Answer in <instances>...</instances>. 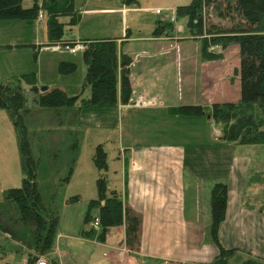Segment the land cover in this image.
I'll return each mask as SVG.
<instances>
[{
    "label": "rangeland",
    "instance_id": "374dc122",
    "mask_svg": "<svg viewBox=\"0 0 264 264\" xmlns=\"http://www.w3.org/2000/svg\"><path fill=\"white\" fill-rule=\"evenodd\" d=\"M190 1L139 0L140 8H128L129 11L123 14L117 10L111 12L96 10L103 6L120 8L117 7V0H87L85 3L78 0L77 5L83 14V20L73 28L65 25L62 39L79 37L122 39L118 52L121 50L132 56L138 68L145 60H151L148 55L151 54L152 49L147 48L150 52L144 53L146 45L151 43H145L141 38L151 35L157 21L166 22L169 15L174 16L176 18L173 22L174 27H182L180 32L174 34L179 38L176 43L179 45L178 52L182 55L183 80L177 81L175 71L172 70L173 78L171 75L167 76L170 80L165 82L168 84L167 93L170 95L173 92L174 96L176 95L177 106L183 104L211 106L213 103L236 102L240 99L241 92L239 46L235 42H229L225 46L210 44L208 51L220 56L216 59H204L201 55L202 39L190 35L187 17L176 15V7L186 5ZM28 4H30L29 0L24 1V6ZM156 9L163 12L156 14L154 12ZM221 10L223 13L219 17L214 4L205 8L206 25L215 24L220 28L230 26L232 21L224 11V3ZM42 18L43 20L31 23L20 19L0 21V45H11L9 48L0 47V83L23 74H34L35 85L39 88L42 85L49 88L57 87L70 96L79 95L80 99L89 98L90 89L84 85L86 65L82 51L69 53L64 49L57 52L45 49L52 44L48 38L45 14ZM60 20L64 21L66 18L62 17ZM126 29L129 31L128 36L125 34ZM38 45L40 51H37ZM176 52L177 48L170 54V66L174 69L177 67L174 59ZM197 52L201 55L199 62L208 60L210 70L215 72V80H210L213 88L204 90L202 85L195 82L193 62L194 60L197 62L199 58L196 56ZM60 61H72L76 64V70L70 74H59L57 67ZM22 87L27 108L22 114V121L29 145L31 166L35 172L42 204L49 217L54 215L56 220L52 227L51 247L46 248L41 241L42 236L40 242L35 241L33 224L20 216L17 203L8 197L10 189L22 186V180L26 177V166L10 113L0 108V264L14 262L16 257L20 259L24 253L23 247L36 250L29 254L27 262L35 255V259H44L47 264L57 262L58 264H91L89 257L86 258L87 244L82 242L81 237L85 230L89 229L85 223V216L90 200L97 194L96 179L99 171L93 163V156L97 145L101 144L107 153L106 174L110 181L109 186L119 192L123 176L120 136L122 127L124 126V131L127 125L116 107H85L78 99L74 107L55 110L41 106L36 101L37 93L30 89V85L22 83ZM102 115L108 119V125L105 127L100 126ZM146 118L149 117L141 113L139 120L142 122H137L135 128L146 131L150 126L146 125L144 121ZM206 118L207 116L185 117L184 121L179 119L183 124L178 123L177 127L186 134L184 144L189 141L193 144L186 146L187 153L193 146L200 145L198 147H206L203 149L205 158H214L215 154L218 162H223V165L226 163V167L229 165L232 168L230 173L227 172V175L231 176L228 218L221 230V240L228 245V248L236 249L229 258L228 264H240L248 257L247 253L264 262V144L221 141L219 136L215 135L216 130L220 132L219 127L209 123ZM162 140L179 141L174 140L171 135ZM205 190L207 194L201 193L203 199L205 197L201 208L206 210V219L210 223V195L208 190ZM240 196L244 197L243 203H240ZM91 214L92 218L96 217L97 210L93 208ZM99 229H93L94 233L86 237H90L93 242L95 240V243L101 246L99 244L101 242H98ZM44 230L46 232L47 226ZM121 233L119 226H113L106 234L108 238L111 236L115 238L118 235L116 244H119L123 236ZM41 235H44V232ZM218 238L220 241L219 232ZM106 247L99 248V251L103 252V258L99 257V264H116L113 256L108 252L112 249L122 251L123 258L127 253L124 247L118 245L110 246V250ZM52 248L55 249L56 255L50 253ZM97 254L100 256V253ZM131 258L130 264H168L156 260L147 261L137 256ZM19 263L16 261L15 264Z\"/></svg>",
    "mask_w": 264,
    "mask_h": 264
},
{
    "label": "trees",
    "instance_id": "16d2710c",
    "mask_svg": "<svg viewBox=\"0 0 264 264\" xmlns=\"http://www.w3.org/2000/svg\"><path fill=\"white\" fill-rule=\"evenodd\" d=\"M26 0H0V21L5 19H20L31 23L43 12L46 16L48 38L50 44L76 42H61L64 26H75L80 20V13L74 6V0H29L31 3L24 6ZM126 7H139V0H120ZM229 15L232 24L220 28L215 24L205 22V8L214 4L221 16L223 10ZM177 16L187 17V28L192 37L202 39V57L216 59L213 51H208L210 44L225 46L235 42L240 51V99L236 102L213 103L211 106L192 104L179 105L168 108V112L183 117L207 116L219 127L221 141L237 144H264V0H191L186 5L176 7ZM66 17V21H61ZM170 22L158 21L153 31L154 35L162 30L170 29ZM128 35V31H126ZM82 58L86 65L84 85L90 89L87 99H80L79 95H68L65 91L52 88L43 92L38 91L35 85L34 74H23L12 77L0 83V108L6 109L15 125L21 152L25 158L26 177L22 186L9 190L8 197L15 201L20 210V216L30 221L35 229L34 239L43 245L51 247L52 227L55 216L49 217L42 204L35 172L31 166L29 145L26 139L25 126L22 114L27 111L22 83L30 85V89L37 93L36 101L44 107L70 108L80 99L85 107H114L118 101V75L120 71V99L127 103L132 95L131 86L126 69L132 58L118 52V44L114 38L83 40ZM59 74H70L76 70L72 61H60L57 67ZM93 163L99 175L96 179V197L89 202V209L85 216V223L89 226L83 235L94 233L89 222L92 221L91 210H97L100 231L98 239H104L108 230L113 226H124L125 243L130 248H136L139 242L140 219L132 209L122 200L121 194L110 188L106 171L108 169L107 153L101 144L97 145L93 156ZM228 201V185L218 181L210 191V225L211 241L218 247V254L206 264H228L229 258L236 251L235 248H225L218 238L220 223L224 220ZM47 230L45 232L44 228ZM44 232V235H41ZM42 249V248H41ZM43 252V249L40 252ZM41 252V253H42ZM240 264H264L263 260L252 257L247 253ZM34 258V259H33ZM35 259L32 256L28 262Z\"/></svg>",
    "mask_w": 264,
    "mask_h": 264
},
{
    "label": "crops",
    "instance_id": "0c3cea01",
    "mask_svg": "<svg viewBox=\"0 0 264 264\" xmlns=\"http://www.w3.org/2000/svg\"><path fill=\"white\" fill-rule=\"evenodd\" d=\"M80 1L87 2V0ZM77 2L78 0H74V6L79 11L81 17L75 26H78L83 20V14L78 9ZM117 3V7L120 8L115 9L113 7L103 6L96 10L107 12L117 10L126 14L129 11L128 8H140V6L126 7L121 4L120 0H117ZM156 10L154 11L155 13ZM166 11L168 10L166 9ZM162 12L160 10L156 14H161ZM42 17L43 12L42 16H38L33 22L43 20ZM172 17L173 20H171ZM175 19L174 16L169 15V19L166 22L172 24L170 29L162 30V33L154 35L155 25L149 37L141 38V41L151 43L147 44L146 49H144V53L150 52L147 48L152 49L151 54L148 55V58L151 60H145L143 65L137 68L135 59L129 55L132 58V62L126 69V72L131 86V97L141 95L146 100L154 101L152 104L141 107H122L121 104L125 103L121 101L119 92L121 69L118 72V101L113 108H117L119 115L122 116L125 120L124 123L127 125V129H124V131V126L122 127L120 136V150L122 151L120 153V160L123 176L119 193L121 194L122 200L140 219L138 245L136 248H130L126 245L123 225L119 226L122 231L121 234H123L119 244H116L118 235L115 238L112 236L108 238L106 234L104 239L98 240V242H101L99 243L101 246L97 245L95 240L93 242L90 237L83 235L81 240L87 244L86 249L88 252H86V258L89 257V263L91 264H99V257L103 258V252L99 251V248L106 246L112 247L114 245L124 247L127 252L123 258L122 251L120 252L114 249L108 251L110 252L109 255L113 256L116 264H130L131 257L133 256L143 258L147 261L156 260L168 264H206L211 262L218 254V247L210 239V223L206 219V210L201 208L202 201L205 202V197L203 199L201 193L207 194L205 190L207 189L210 195L211 187L218 181L225 182L228 185V201L225 217L220 223L218 230L221 245L228 248V245L221 240V230L228 218L231 176L229 177L227 174L232 171V168L229 165L226 167V163L223 165V162H218L215 154L213 155L214 158H205L203 149H206V147H198L200 145L193 146V148L191 147L192 150L187 153L188 148L186 146L193 144H190L191 141L184 144L186 134L177 127L178 123L183 124L179 119L184 121L185 117L168 112V108L177 105L175 103L176 95L174 96L173 92L170 95L167 93L166 88L168 84H165V82L170 80L169 77L167 79V76L171 75V78H173L172 70H174L176 80L179 82L183 80L181 68L182 55L178 52L179 45L176 43V40L179 38L175 36L177 32L182 30V27H174L173 22ZM75 26H72V28ZM126 31L128 29L125 30V34ZM92 39H82L79 37L77 39H62L61 42L74 41L76 43L73 46H75L78 43L83 44V40ZM115 40L118 46H121L123 40L119 38ZM0 47L9 48L11 45H0ZM176 48L177 52L174 59L177 67L174 69L170 66V54ZM40 49L38 45L37 51H40ZM79 50L82 51L83 48L68 52L74 53ZM50 51L57 52L60 50ZM119 52L120 54H126L121 50ZM196 56H199V58L197 62L195 60L193 62V69L196 74L195 82L202 85L204 90L210 87L213 88L210 85V80H215V72L210 70L208 60L199 62L201 61V55L197 52ZM188 59L190 58L188 57ZM49 89L52 88L48 87L47 90ZM141 113L145 117H149L144 121L146 125L151 126L144 132L134 126L137 122H142L139 120ZM206 119L209 123H213L209 117ZM100 120V126L105 127L108 125V119L103 115ZM169 135L174 137V140L179 141L166 142L162 140V138H166ZM215 135L220 136V132L216 130ZM223 178L226 179L224 180ZM243 192L244 190L241 194ZM187 198H189L188 202ZM243 202L244 197L240 196V203ZM109 247L106 248L109 249ZM22 252L24 253L20 259L16 257L13 260L14 262L8 264H15L16 261L20 262L19 264H24L25 262L28 264L27 257L29 254L36 252V250L31 247H23ZM97 252L100 253V256ZM50 253L56 255L55 249L52 248Z\"/></svg>",
    "mask_w": 264,
    "mask_h": 264
},
{
    "label": "built area",
    "instance_id": "2783aa9c",
    "mask_svg": "<svg viewBox=\"0 0 264 264\" xmlns=\"http://www.w3.org/2000/svg\"><path fill=\"white\" fill-rule=\"evenodd\" d=\"M159 9L156 10V13H159ZM42 16V12L39 13V17ZM171 20H173V17L171 18ZM79 48H84L83 44L78 43L75 46H71L69 43H54L48 47H46V49L49 50H67V51H75L76 49ZM154 101L151 100H146L144 99L141 95H137L136 97H130L129 100L127 101V103L122 104L121 106L123 107H130V106H136V107H141L144 105H148V104H152ZM89 225L95 229L98 230L99 229V218L98 217H94V219L89 223ZM31 264H47L46 261L44 259H36L34 262H32Z\"/></svg>",
    "mask_w": 264,
    "mask_h": 264
},
{
    "label": "water",
    "instance_id": "95a60500",
    "mask_svg": "<svg viewBox=\"0 0 264 264\" xmlns=\"http://www.w3.org/2000/svg\"><path fill=\"white\" fill-rule=\"evenodd\" d=\"M47 86L46 85H42L41 87H40V90L43 92V91H45V90H47Z\"/></svg>",
    "mask_w": 264,
    "mask_h": 264
}]
</instances>
